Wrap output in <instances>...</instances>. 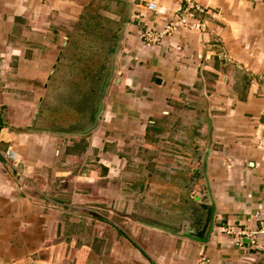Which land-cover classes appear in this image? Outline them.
Returning a JSON list of instances; mask_svg holds the SVG:
<instances>
[{"label":"crops","instance_id":"0c3cea01","mask_svg":"<svg viewBox=\"0 0 264 264\" xmlns=\"http://www.w3.org/2000/svg\"><path fill=\"white\" fill-rule=\"evenodd\" d=\"M194 2L0 0V264H264V0Z\"/></svg>","mask_w":264,"mask_h":264},{"label":"rangeland","instance_id":"374dc122","mask_svg":"<svg viewBox=\"0 0 264 264\" xmlns=\"http://www.w3.org/2000/svg\"><path fill=\"white\" fill-rule=\"evenodd\" d=\"M150 9V8H149ZM153 10V9H151ZM80 106H82L81 108L84 109L88 106L87 103H84V100L82 101V103L80 104ZM153 150V149H152ZM165 152H169V149L168 151H165ZM152 154H148V156H151ZM181 154H168V153H164L161 152L160 156L159 155H156L157 156V163L159 165H167L170 167V171L166 172V174L164 172L158 174L157 176L159 177L160 176V179H161V184H166V186L170 183L169 180H168V177L169 176H172L176 178V186L178 185V183L180 184H184V180L187 179V185L188 183H190L189 179L191 177L192 179V184H193V189H192V196H193V202L195 203H191L190 206L188 205V201L186 203V206L183 205V197H179V193L177 192L178 196H177V208L175 209V215H176V218L175 220H171V222H173L174 226L177 224L179 225L180 223H182V221L184 220V218H188L190 212L191 214L193 215V218H197L196 215L198 214V210H199V213H200V203H198L199 199L202 196L201 192H200V187L199 189L196 186V182L198 181L199 177L195 176L196 174H193V173H190L188 170L189 168H198L200 166V163H201V159L198 158V157H193V156H180ZM172 164V165H171ZM173 164L176 166V169L172 170V172H175V175L171 172V167L173 166ZM179 165L182 166H185L184 168L186 169H180ZM172 173V174H171ZM186 175V177H185ZM197 178V180H196ZM181 186V185H180ZM188 189L186 190V193L188 194ZM184 191V190H183ZM161 197H160V201L163 202L161 203V206L165 205V202L168 201V199L165 197L164 198V195L163 193H161ZM198 206V207H197ZM152 208V206H149ZM147 208V207H146ZM164 208H167V205L164 207ZM191 210V211H190ZM174 211V210H173ZM186 214V216H185ZM194 221V220H193ZM187 223H189V221H187ZM195 225V224H193Z\"/></svg>","mask_w":264,"mask_h":264},{"label":"built area","instance_id":"2783aa9c","mask_svg":"<svg viewBox=\"0 0 264 264\" xmlns=\"http://www.w3.org/2000/svg\"><path fill=\"white\" fill-rule=\"evenodd\" d=\"M179 3H184L187 4L189 10H197V11H203L202 7L195 3L194 0H176ZM148 7L150 9H155L156 8V2L152 1L149 2ZM187 22V15H184L183 17H179L176 20H172L166 27V29L160 33L154 32L151 30H146L142 35L144 38V42L149 45H155L161 42L162 38L164 35L168 34L169 32L174 31L176 26H178L181 23H186ZM8 158L11 159H16V152L13 150H9L7 152ZM261 218V228L252 235V242L255 243L256 239L258 238L259 234H264V217L263 215H260ZM209 260L206 257H202L200 260V264H208Z\"/></svg>","mask_w":264,"mask_h":264},{"label":"water","instance_id":"95a60500","mask_svg":"<svg viewBox=\"0 0 264 264\" xmlns=\"http://www.w3.org/2000/svg\"><path fill=\"white\" fill-rule=\"evenodd\" d=\"M206 158H207L206 155H203L201 164L199 166L200 174L205 175V177H206ZM207 195L210 196L211 195L210 192H208ZM215 213H216L215 208H212L209 219L206 220V224L204 225L205 229L201 230L203 231L202 235L200 233L198 234L197 229L192 228L190 230H192L193 233L192 234L188 233L186 234V236L193 238L194 240H197L199 242H203V243L208 242L215 228Z\"/></svg>","mask_w":264,"mask_h":264},{"label":"trees","instance_id":"16d2710c","mask_svg":"<svg viewBox=\"0 0 264 264\" xmlns=\"http://www.w3.org/2000/svg\"><path fill=\"white\" fill-rule=\"evenodd\" d=\"M202 207L208 210L207 213H208V217H209L210 216V207L209 206H202ZM203 214L204 213H201V210H200V213H199V210H198V214L196 215L197 218H194V224H197V223H199L201 221V219L203 218V216H202Z\"/></svg>","mask_w":264,"mask_h":264}]
</instances>
